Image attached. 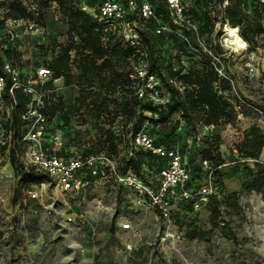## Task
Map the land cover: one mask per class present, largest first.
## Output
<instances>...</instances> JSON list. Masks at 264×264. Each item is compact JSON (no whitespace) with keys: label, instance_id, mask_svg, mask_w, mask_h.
<instances>
[{"label":"rangeland","instance_id":"1","mask_svg":"<svg viewBox=\"0 0 264 264\" xmlns=\"http://www.w3.org/2000/svg\"><path fill=\"white\" fill-rule=\"evenodd\" d=\"M77 1L95 19L101 0ZM236 1H231L235 11L230 15L246 21L252 10L249 6L236 8ZM184 2L197 26L201 12L207 14L203 15L206 26L199 40L191 32L182 31L155 6L158 21L138 24L150 31L154 26L163 28L161 34L156 33L163 74L145 75L151 52L146 44L135 50L119 72L130 79L144 104L166 105L170 100L167 79L182 67L185 71L200 68L201 55L209 54L232 84V91L222 96L236 108L234 122L193 129L181 121L172 134L157 124V115L146 112L141 124L137 118L120 117L111 126L106 112L99 117L79 105L80 91L89 80L94 82L97 95L104 96V90L97 72L81 77L74 52L69 80L55 79L54 90L43 89L53 77L40 80L34 75L38 69L49 68L52 58L70 43L69 26L56 5L43 21H4L5 11L0 7V55L4 57L8 50L13 53L11 60L18 64L22 80H32L41 102L46 97L63 103V110L55 117L46 115L43 145L48 152L63 157L105 152L119 167H125L133 151L132 136L144 132L156 143L183 154L190 165L194 189L205 184L208 171L203 162L209 160L218 188L217 220L212 215L217 203L213 205L212 198H208L198 207L178 202L167 221L157 209L140 203L136 194L107 170L101 176L83 173L89 183L75 191H63L51 177L31 172L22 164V153L29 146L22 139L39 126L33 112L44 114L43 103L36 101L30 107L33 115L22 117L17 138L11 130L12 115L0 112V264H264V149L258 159L245 157L240 149L252 128L264 133V38L257 39L258 47L248 45L247 50L236 51L225 41L228 25L232 26L221 0ZM163 3L166 6V0ZM156 83L160 84L158 94L150 87ZM174 85L184 91L178 81ZM35 98L31 96L32 101ZM111 109L115 114L114 105ZM102 128L113 132L111 141L106 140ZM58 133L62 147L55 142ZM164 136L168 139L163 141ZM112 141L115 147L110 146ZM14 142L19 145L16 166L11 165ZM204 150L211 152L212 159ZM162 160L146 152L139 156V173L153 188L159 183ZM254 179L258 181L253 186H259V190L249 185ZM30 190L37 191V198L30 197ZM125 224L131 229H124ZM192 232H197L195 239L190 238Z\"/></svg>","mask_w":264,"mask_h":264},{"label":"trees","instance_id":"2","mask_svg":"<svg viewBox=\"0 0 264 264\" xmlns=\"http://www.w3.org/2000/svg\"><path fill=\"white\" fill-rule=\"evenodd\" d=\"M103 1L104 0H101L96 7L101 5ZM123 1L126 2L127 0ZM231 1L232 0H229L227 7L224 8L225 11L229 12V15L235 11V7L231 6ZM237 1L236 8L242 9L245 6H249L252 10V16L246 21H242V19L230 15L227 17V21L232 27L239 29L241 37L250 47H258L257 39L264 38V0ZM150 2L155 12V6H157L170 20L167 8L168 0H166V6L163 0H150ZM182 2L186 9V15H189L188 17L192 20V16L189 14L190 12L186 8L184 0H182ZM223 2L224 0H221V3ZM54 5L57 6L65 23L69 26L68 34L70 43L49 62L48 69L52 71L50 78L53 77V80L46 82L43 85V89L50 91L54 90L55 79L64 78L66 82L69 80L72 71L71 56L74 52L79 60L80 69L82 71L81 77L85 78L90 73L97 72L99 74L100 87L104 90V96L97 95L93 90L94 82L89 80L87 86L83 87L80 91L78 103L81 107L99 117L106 112L111 119L107 120V123L111 126L115 125L120 117L137 118L138 122L141 124L146 112L157 115V124L166 129H170L172 134L177 131L181 121H185L190 127L197 129L199 125L203 127H215L223 122L231 123L237 119L236 108L222 96V93L232 91V84L227 78L220 75L218 68L221 67V65L214 62L212 57L206 53L201 55L200 68H188L185 71L182 67L179 71L173 72L170 79H167V85L170 91V100L168 104L153 105L152 102L146 104L142 102L141 98H139V92L131 86L130 79L125 74L120 73L119 69L124 63L131 59L135 50L146 44L151 49L147 65L148 72L158 75L163 74L164 62L158 52L157 34L155 32L157 26H154L151 31L149 28L143 27V30L140 32V45L134 47L125 43L123 39L118 37L117 33L110 29L108 24L100 23L92 18L90 14L83 10V7L77 0H32V3H27L26 0H1L0 2V7L5 11L3 16L4 21H43L47 11ZM200 8L202 11L205 9L201 4ZM203 13L204 12H201L199 16L200 20L198 27L200 34L202 33V28L206 26L203 15L206 16L207 14ZM156 16L158 18L157 12ZM131 20L144 22L138 16H132ZM155 22L157 21L151 20L145 23L152 24ZM183 31L185 32L187 30L183 29ZM218 51L222 53L223 50L218 48ZM12 54L13 53L8 50L5 52L4 57L0 55L1 73H5L4 64L6 62H11L13 65L19 67L15 60H11ZM215 64H217V67ZM35 78L37 79V77ZM175 81H178L184 87V91H181L174 85ZM12 85V79L7 75V97L10 95ZM116 93L119 94V96L113 99ZM14 97L16 99V107L10 112L12 115L11 130L14 132V137L17 138L22 117L30 111V107L35 105L36 102H33L31 96L24 93L22 89H15ZM42 103V112L52 118L62 111L64 107L61 100L56 101L54 98L44 97ZM112 105H114V110H116L115 114H112ZM102 131L107 135L106 140L111 141V139H113V132L110 129L106 130L102 128ZM136 134L137 133H135L132 138ZM162 139L164 141L168 139V136H164ZM113 143L112 141L110 146L115 147ZM156 145L163 146V144L158 143H156ZM17 147L19 148L18 143L14 142L13 149L11 150L12 166H16ZM240 149L245 157L258 159L264 149V133L259 128H252L245 135L244 143ZM132 152L133 156L126 159V166L120 167L121 170L125 171L131 168L137 174L141 175L139 173V156L143 152L152 155L155 159H163L162 169L166 165L165 158L159 157L152 152L136 149H133ZM100 153L101 152H89L85 156ZM203 153H208L209 159H212L209 150H204ZM183 159L185 165L191 172L187 159H185L184 156ZM22 164L26 165L23 160ZM26 166L31 172L38 173L35 171L34 167ZM257 181L258 179H254L249 185L259 190V186H253ZM190 185L192 186V175ZM210 198H212L213 205L215 202L217 203V206L214 205L212 208L213 220H217V216L220 212V205L216 195ZM183 201L188 204H193L187 200ZM196 237L197 232H192L190 238L195 239Z\"/></svg>","mask_w":264,"mask_h":264},{"label":"built area","instance_id":"3","mask_svg":"<svg viewBox=\"0 0 264 264\" xmlns=\"http://www.w3.org/2000/svg\"><path fill=\"white\" fill-rule=\"evenodd\" d=\"M229 0H224L223 6L227 7ZM170 20L182 31L186 29L196 38H200L199 27L186 15V9L182 0H168L167 3ZM95 20L100 23H106L110 29L117 33L118 37L131 46L140 45V32L143 30L142 25L137 21H132V16H138L144 22L156 20V12L150 0H104L97 7ZM163 28H156V33L161 34ZM211 54V51H209ZM217 63V62H216ZM218 64V63H217ZM217 64L215 66L217 67ZM220 75L223 77V70L218 68ZM4 72H0V112H11L16 107V99L14 97L15 89H22L29 96H36L33 102L39 101V94L34 89L32 80L24 81L21 78L20 68L11 62L4 64ZM148 70L145 71V75ZM7 75L12 79L13 85L10 89V95L7 97L6 84ZM52 71L48 68L37 70V77L40 80L50 78ZM159 83L150 85L152 89H156L158 94ZM42 103V102H41ZM35 113L39 126L31 130L22 141L28 142V149L23 152V162L35 168V171L46 174L51 177L57 187L63 191H75L84 188L89 183L83 173L87 172L92 176L105 175L107 170L114 175L117 181L133 191L139 202L147 205L151 209H157L162 217L169 221L173 209L178 202L187 200L193 205L199 206L200 202L207 201L208 198L218 193V188L213 182L214 170L209 165L208 160H204L205 169L208 171V178L204 185L198 189L192 188L191 172L184 163L183 154L177 149H170L165 146H157L150 135L144 132H138L131 140L132 149L144 150L168 160L167 164L161 171L158 186L151 187L141 175L137 174L133 169L129 168L125 171L121 170L116 162H113L105 152L100 154H90L85 157H63L55 153H50L43 145V137L45 134L46 115ZM31 110L24 115V118H30ZM55 142L62 147L61 134H56ZM133 152H130V157ZM31 198H37L36 190H30ZM124 229H131L130 224H125Z\"/></svg>","mask_w":264,"mask_h":264},{"label":"bare ground","instance_id":"4","mask_svg":"<svg viewBox=\"0 0 264 264\" xmlns=\"http://www.w3.org/2000/svg\"><path fill=\"white\" fill-rule=\"evenodd\" d=\"M228 31L227 40H225L228 46L236 51L247 50L248 43L241 37L239 29L228 25Z\"/></svg>","mask_w":264,"mask_h":264}]
</instances>
